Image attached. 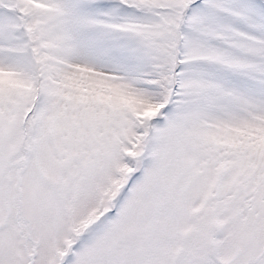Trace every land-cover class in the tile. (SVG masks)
Masks as SVG:
<instances>
[{"label": "snow or ice", "instance_id": "6c2138e0", "mask_svg": "<svg viewBox=\"0 0 264 264\" xmlns=\"http://www.w3.org/2000/svg\"><path fill=\"white\" fill-rule=\"evenodd\" d=\"M0 264H264V0H0Z\"/></svg>", "mask_w": 264, "mask_h": 264}]
</instances>
